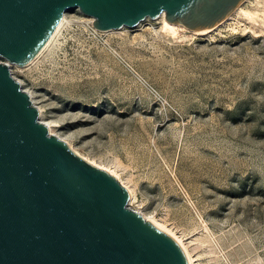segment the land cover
Segmentation results:
<instances>
[{
	"label": "rangeland",
	"instance_id": "rangeland-1",
	"mask_svg": "<svg viewBox=\"0 0 264 264\" xmlns=\"http://www.w3.org/2000/svg\"><path fill=\"white\" fill-rule=\"evenodd\" d=\"M66 15L38 59L9 66L39 120L115 170L194 264H264V20L170 35L158 20L98 31Z\"/></svg>",
	"mask_w": 264,
	"mask_h": 264
},
{
	"label": "water",
	"instance_id": "water-1",
	"mask_svg": "<svg viewBox=\"0 0 264 264\" xmlns=\"http://www.w3.org/2000/svg\"><path fill=\"white\" fill-rule=\"evenodd\" d=\"M243 1L0 0V264H188L169 234L129 207L115 177L49 133L8 63H29L69 9L98 31L162 13L202 31Z\"/></svg>",
	"mask_w": 264,
	"mask_h": 264
},
{
	"label": "bare ground",
	"instance_id": "bare-ground-1",
	"mask_svg": "<svg viewBox=\"0 0 264 264\" xmlns=\"http://www.w3.org/2000/svg\"><path fill=\"white\" fill-rule=\"evenodd\" d=\"M246 2H249V0H244L241 4H239L237 6V8L227 17L225 18L223 21H221L219 24L215 25L214 27L212 28H209V29H205V30H202V31H197V30H190V29H187L186 27H184L182 24L180 23H171V22H168L165 17H164V13H162L158 18L154 19V20H158V22L161 24V29L170 34V35H177L179 34L180 32H188L190 35H204V34H208L210 32H213L215 31L216 29H218L220 26H222L223 24L227 23L229 20H231L234 16H243L245 18H247L249 21H255L258 17L262 18L264 20V4L262 5H258V8L255 9V10H251V9H248L246 7H243V5L246 3ZM88 17V22L92 25V17ZM147 20V19H145ZM144 20V21H145ZM65 22H67V15H66V12L63 14V18L61 20V22L59 23V25L56 27L54 33L52 34V36L50 37V39L47 41V43L44 45V47L41 49V51L29 62L27 63L26 65L24 66H27L29 65L30 63H33L36 59L39 58V56L49 47V45L51 44V42L55 39V37L58 35V33L60 32L61 28L63 27V25L65 24ZM142 23V22H141ZM140 24V23H139ZM138 24V25H139ZM137 25V26H138ZM93 28V26H92ZM124 28V27H122ZM121 29V28H120ZM94 30V28H93ZM116 30H119V29H116ZM108 31H111V30H108ZM11 65H15V64H10L8 63V66H11ZM17 66V65H16ZM20 67V66H18ZM23 67V66H22ZM11 71V70H10ZM25 91V90H24ZM27 92V91H26ZM30 97L32 98V95L27 92ZM32 100V99H31ZM33 102V101H32ZM34 103V102H33ZM35 105V103H34ZM36 108L38 109V112H39V116H40V119H41V108L37 105H35ZM43 124H45L49 130V133L51 135H54V136H57L56 134H54L52 132V129H51V121L49 122H45V121H41ZM58 137V136H57ZM60 138L61 140H63L64 142L67 143V141H65V139L61 138V137H58ZM70 148H72L70 146ZM73 149V148H72ZM75 152V151H74ZM78 154V153H76ZM81 156V155H80ZM85 161L89 162L90 164H92L93 166L97 167V168H100L104 171H106L108 174L112 175L113 177L117 178V174L115 172V170H111L109 168H106L102 165H99L98 163H95L94 161L92 160H89L83 156H81ZM121 184L123 186H125V188L127 189L128 193H129V207H131L132 205V202L133 200L135 199V192H134V189H132L131 187L123 184V182H121ZM133 209V208H132ZM134 211L138 212L139 214H141V216H143L145 218V220H147L148 222H151L153 225L157 226L158 228H160L161 230H163L164 232H166L167 234H169L179 245L180 247L182 248V250L184 251L185 253V256L187 258V262L188 264H194V260L192 258V256L190 255L187 247L185 246V244L183 243V241L178 237L176 236L174 233L171 232V230H169L166 226H164L163 224L159 223L157 220H155L153 217H149L147 215H143L141 212L133 209Z\"/></svg>",
	"mask_w": 264,
	"mask_h": 264
},
{
	"label": "clouds",
	"instance_id": "clouds-1",
	"mask_svg": "<svg viewBox=\"0 0 264 264\" xmlns=\"http://www.w3.org/2000/svg\"><path fill=\"white\" fill-rule=\"evenodd\" d=\"M244 97L242 96L241 97V99H243ZM252 123V125H254L255 124V122L253 121V122H251ZM250 131H255V127L254 126H252V127H250Z\"/></svg>",
	"mask_w": 264,
	"mask_h": 264
}]
</instances>
